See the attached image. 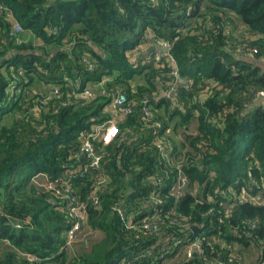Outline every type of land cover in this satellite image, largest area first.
Returning a JSON list of instances; mask_svg holds the SVG:
<instances>
[{
  "label": "trees",
  "instance_id": "obj_1",
  "mask_svg": "<svg viewBox=\"0 0 264 264\" xmlns=\"http://www.w3.org/2000/svg\"><path fill=\"white\" fill-rule=\"evenodd\" d=\"M0 2L13 12L0 10V264H162L195 239L193 255L168 264H245L238 245L257 248L262 264L264 200L241 195L264 197V0ZM14 20L23 28L15 36ZM149 39L171 42L191 83L177 86L175 102L164 94L177 81L166 57L134 54ZM87 87L93 96L72 92ZM119 90L133 101L129 113L112 110ZM114 116L119 133L96 141L103 158L92 166L82 143ZM176 116L181 143L167 133ZM42 173L53 186L31 182ZM72 198L102 232L73 254Z\"/></svg>",
  "mask_w": 264,
  "mask_h": 264
},
{
  "label": "built area",
  "instance_id": "obj_2",
  "mask_svg": "<svg viewBox=\"0 0 264 264\" xmlns=\"http://www.w3.org/2000/svg\"><path fill=\"white\" fill-rule=\"evenodd\" d=\"M0 10H5L6 15L10 18H13V12L8 10L7 7L4 6L1 2H0ZM22 30H23L22 25L18 21L14 20L12 27L10 29V34L15 36ZM171 48H172L171 42L168 40H163L161 42H158L157 47L151 53V56H153L157 62L161 61L163 57H166V59L168 60V64L172 66V70L170 74L176 77L177 81L176 83L172 84L170 91L173 92L176 96L178 79L181 80L182 78L179 76V71L176 68V59L173 53L171 52ZM84 60H86L89 63L90 68L94 67L93 63L90 60H87L86 57H84ZM182 81L185 83L186 87H189L191 85V83L187 82L186 80L184 81L182 79ZM14 88L15 87L12 86V89ZM54 91L57 92L58 89L55 87ZM72 92L74 95H85L88 97L89 96L91 97L94 95L93 90L89 87L85 88L81 92L78 91L77 89H73ZM262 96H264V90L258 91V93L256 94V99ZM42 102L44 101L42 100ZM132 108H133V101L128 98L125 92H123L122 90H119L118 92L113 94L112 110H114L116 114L119 112L129 113L131 112ZM142 110H143V118L145 119H147V117H149L152 114L150 105L148 103V98L143 99ZM157 125H160V123L157 122ZM118 133H119V127H118V124L114 116V118L105 121L103 124H101L98 128H95L85 137L84 142L82 143V146H81L82 155L86 156V158L89 160L92 166L98 167L103 158V153L96 146V141H102V143L106 145L110 143ZM158 144L160 145L162 152H164L165 151L164 144H162L161 142ZM165 154H166V151H165ZM183 180H185V176L183 177ZM101 182H103V179L98 180L97 185L93 192L94 193L93 200L95 203L98 202L97 190ZM51 186L53 185L50 183L48 187H51ZM68 190H69L68 188H65L64 191H62L61 189H57V192L61 195L63 192L65 191L67 192ZM69 215L72 217L73 222L67 231V245H70L73 242L74 238L77 235V232L80 230L81 227H83L86 224L85 205L79 203L76 200V198H72V200L69 202ZM145 226L151 231L157 230L159 228V226L154 222H148L146 223ZM200 245L201 244H200L199 239H195L193 241H190L185 246L184 251L186 252L188 256H191L195 253L196 249L200 248ZM228 247L231 248V245H229ZM233 255L234 254L231 252L229 260L233 259ZM262 264H264V261L262 262Z\"/></svg>",
  "mask_w": 264,
  "mask_h": 264
},
{
  "label": "rangeland",
  "instance_id": "obj_3",
  "mask_svg": "<svg viewBox=\"0 0 264 264\" xmlns=\"http://www.w3.org/2000/svg\"><path fill=\"white\" fill-rule=\"evenodd\" d=\"M241 30V25H238L237 27V32ZM30 35L24 36L25 39H29L30 37H28ZM34 42L38 43V41L34 40ZM250 57V56H249ZM252 58V57H250ZM258 62H260L261 64L264 65L263 62H261V60H257ZM34 89L40 90L42 88L41 84L39 82L34 84ZM43 90V89H42ZM29 95H32V91H29ZM35 109V107L33 108ZM5 121L10 119L12 117L11 113H7V115L5 116ZM179 117L176 116L174 117L173 121L171 122V127L168 129L167 133L171 136H174V138H177V141L181 143L183 136H184V132L182 131L181 127H178V131H175L176 129H173V125L175 124V121L178 120ZM194 120L191 122V124H189V128L188 131L194 132L195 131V127L197 124V121L195 120V118H193ZM182 137V138H181ZM33 183H35L37 186L43 188V187H48L50 185V183L48 182L47 179V175L46 174H39L37 176H35L32 181ZM188 183V182H187ZM187 183L184 184L182 187L185 189L187 187ZM191 188V190L195 193L201 194V190L198 187V184L195 185H191L188 186ZM242 198H249L253 201L256 202H263L264 197L261 194V192H259L258 195H250L247 194L246 192H244L241 195ZM102 235V232L99 230H94V229H90L86 224L80 228V230L77 232L76 237L74 238L73 242L68 245V252L70 253H74V250L79 246L82 245H88L90 242H92L93 240L99 239ZM244 250V257H242L241 260L244 261L245 264H254L257 260L258 257V249L255 247H251V248H246V249H242V247H240L238 245L237 249H236V256H240V251ZM185 252V251H184ZM183 249L177 253L176 255L169 257L167 259H165L163 261L162 264H168L170 262H173L175 259H178L179 257H183Z\"/></svg>",
  "mask_w": 264,
  "mask_h": 264
},
{
  "label": "crops",
  "instance_id": "obj_4",
  "mask_svg": "<svg viewBox=\"0 0 264 264\" xmlns=\"http://www.w3.org/2000/svg\"><path fill=\"white\" fill-rule=\"evenodd\" d=\"M28 37H30L29 39H32L33 41L34 40H36V41H38L34 36H28ZM39 42V41H38ZM152 46H156L157 47V44L155 43V42H153V40H147V41H145L144 43H141V44H139L137 47H136V50H134V54H135V56H138V55H146V54H148V52H149V49L152 47ZM180 79H178V83H177V85H179V82L180 83H182L183 81H182V79L179 81ZM54 86L52 85L51 86V89L54 91ZM102 88V86L99 88V89H101ZM166 96H170L173 100H174V102L176 101V96H175V94L173 93V92H171L170 90L169 91H167V92H165L164 93ZM160 111L162 112V110L160 109ZM100 125H98V126H96V128H98ZM173 138H174V136H172ZM174 140L175 141H177V138H174Z\"/></svg>",
  "mask_w": 264,
  "mask_h": 264
},
{
  "label": "water",
  "instance_id": "obj_5",
  "mask_svg": "<svg viewBox=\"0 0 264 264\" xmlns=\"http://www.w3.org/2000/svg\"><path fill=\"white\" fill-rule=\"evenodd\" d=\"M156 49V46H152L150 49H149V52L148 53H150V52H152L153 50H155ZM153 96L152 95H149L148 96V99H151ZM83 158H86V156H83Z\"/></svg>",
  "mask_w": 264,
  "mask_h": 264
}]
</instances>
